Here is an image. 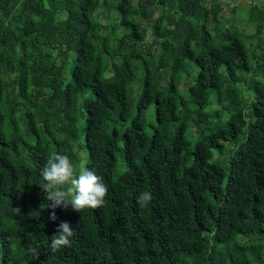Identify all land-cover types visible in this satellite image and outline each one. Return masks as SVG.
Returning a JSON list of instances; mask_svg holds the SVG:
<instances>
[{
	"label": "trees",
	"instance_id": "obj_1",
	"mask_svg": "<svg viewBox=\"0 0 264 264\" xmlns=\"http://www.w3.org/2000/svg\"><path fill=\"white\" fill-rule=\"evenodd\" d=\"M230 1L0 0V264H264V3ZM82 149L104 204L48 208Z\"/></svg>",
	"mask_w": 264,
	"mask_h": 264
},
{
	"label": "clouds",
	"instance_id": "obj_2",
	"mask_svg": "<svg viewBox=\"0 0 264 264\" xmlns=\"http://www.w3.org/2000/svg\"><path fill=\"white\" fill-rule=\"evenodd\" d=\"M42 183L38 186L44 194V198L49 202L48 208H71L75 212L81 213L86 208H98L104 204L108 193L107 185L103 178L96 174L95 170L82 168L79 174L76 173V165L69 156L53 151L40 169ZM152 200L150 192H142L137 197V203L141 208L146 207ZM20 213V209H15ZM50 219L54 222L57 217L55 211ZM72 226L61 221L56 229V234L52 236L50 250L55 253L64 247L70 246L71 238L74 236ZM28 251L39 259V252L33 247Z\"/></svg>",
	"mask_w": 264,
	"mask_h": 264
},
{
	"label": "rangeland",
	"instance_id": "obj_3",
	"mask_svg": "<svg viewBox=\"0 0 264 264\" xmlns=\"http://www.w3.org/2000/svg\"><path fill=\"white\" fill-rule=\"evenodd\" d=\"M222 3L228 9L227 17H229V19H234L235 21H238V22L240 21V26L243 28L244 27V24H243L244 21L242 22V20H241V16L242 15H241V13L240 14L239 13L235 14L232 11V8H231L232 5H233L232 1H230V0H222ZM240 3H241L242 6H250L252 3L263 4L264 0H241ZM121 145H122V143H121ZM79 155L81 157V162H80V170H81L82 168H85V165L87 164L88 153L86 152V150L82 149V150H79ZM124 169H125L124 162H123L122 158L119 155V164H118V167H117L115 178H117L119 176V174L121 172H123Z\"/></svg>",
	"mask_w": 264,
	"mask_h": 264
}]
</instances>
